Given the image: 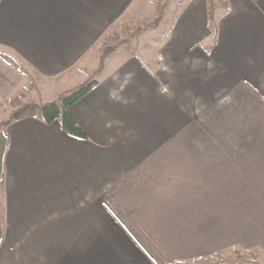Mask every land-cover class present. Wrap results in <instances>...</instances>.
Listing matches in <instances>:
<instances>
[{"label":"crops","instance_id":"obj_1","mask_svg":"<svg viewBox=\"0 0 264 264\" xmlns=\"http://www.w3.org/2000/svg\"><path fill=\"white\" fill-rule=\"evenodd\" d=\"M128 2L0 0V264H262L264 0H181L144 58L101 67ZM89 72L86 138L11 120Z\"/></svg>","mask_w":264,"mask_h":264},{"label":"rangeland","instance_id":"obj_2","mask_svg":"<svg viewBox=\"0 0 264 264\" xmlns=\"http://www.w3.org/2000/svg\"><path fill=\"white\" fill-rule=\"evenodd\" d=\"M180 2L181 0H130L123 7L120 19L110 24L105 35L100 38L104 46L103 48H106L105 50L112 47L117 49L115 55H111L107 59L105 58L106 66L111 67L116 59L117 61L125 60L127 54L124 52V48L127 52H131L132 55L136 57L140 55V57L144 58L146 46L155 48L157 43L162 40L164 32L170 28ZM105 9L107 8L105 7ZM98 45L99 42L96 43V46ZM118 46L120 47L117 48ZM153 55L156 56V53ZM96 63L99 67L100 62L98 59ZM92 72H89L90 78L94 76ZM69 85L74 86L75 83L73 82ZM7 117H9L8 112H0V122L4 121ZM209 262L260 264V262L254 263L251 261V256L239 255L233 250L221 252ZM262 264H264V261Z\"/></svg>","mask_w":264,"mask_h":264},{"label":"trees","instance_id":"obj_3","mask_svg":"<svg viewBox=\"0 0 264 264\" xmlns=\"http://www.w3.org/2000/svg\"><path fill=\"white\" fill-rule=\"evenodd\" d=\"M210 20L213 23V9H210ZM115 50L114 47L108 48L102 54L101 67H103L105 58ZM101 69L96 72L99 74ZM98 84L95 77L86 81L82 85L78 86L67 95L65 94L59 100L43 104L41 106L29 104L18 110H16L11 120H22L29 117H39L46 123L51 124L55 121H60L64 130L69 134H72L79 138H86V132L77 125L73 118L69 115L68 110L88 93H90L94 87Z\"/></svg>","mask_w":264,"mask_h":264}]
</instances>
